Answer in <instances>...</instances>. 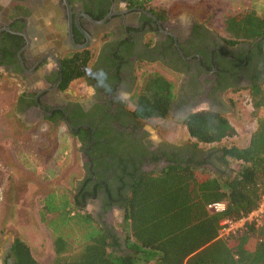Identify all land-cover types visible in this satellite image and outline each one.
<instances>
[{
  "label": "flooded vegetation",
  "instance_id": "obj_1",
  "mask_svg": "<svg viewBox=\"0 0 264 264\" xmlns=\"http://www.w3.org/2000/svg\"><path fill=\"white\" fill-rule=\"evenodd\" d=\"M149 2L0 0V78L23 84L15 112L66 127L85 159L72 197H86L85 209L94 204L88 211L111 230L136 172L157 171L174 160L214 162L211 148L154 137L151 125L134 117L144 66L158 65L177 77L163 119L175 128L197 110L225 115L233 107L229 92L264 83V38L230 43L225 29L217 33L196 11L182 9L186 15L179 17ZM69 27L74 43L93 53L79 78L85 99L61 88L62 59L81 50L71 44ZM14 239L0 264H13Z\"/></svg>",
  "mask_w": 264,
  "mask_h": 264
},
{
  "label": "trees",
  "instance_id": "obj_2",
  "mask_svg": "<svg viewBox=\"0 0 264 264\" xmlns=\"http://www.w3.org/2000/svg\"><path fill=\"white\" fill-rule=\"evenodd\" d=\"M224 29L230 43L264 38V13L229 15ZM92 55L85 48L62 59V89L85 75ZM142 77L132 113L144 122L163 120L176 95L174 82L158 71ZM248 92L252 111L264 108V83H254ZM184 125L193 147L236 135L228 117L211 109L189 113ZM210 153V164L174 160L157 171L134 174L122 196V242L85 209L86 197H72L64 188L48 190L38 214L52 231L50 264H264V228L246 225L227 239L217 238L222 219L250 211L264 194V116L246 145H223ZM232 162L239 168L229 175L221 167ZM220 200H226L223 212L208 210L209 203ZM11 254L13 264H42L19 237Z\"/></svg>",
  "mask_w": 264,
  "mask_h": 264
},
{
  "label": "rangeland",
  "instance_id": "obj_3",
  "mask_svg": "<svg viewBox=\"0 0 264 264\" xmlns=\"http://www.w3.org/2000/svg\"><path fill=\"white\" fill-rule=\"evenodd\" d=\"M149 1L150 5L164 8L172 14L179 13V17L186 15L180 10L192 9L209 20L217 33H224V21L229 15L250 10L258 15L264 13V0ZM152 71H158L172 80L174 85L178 84L176 76L158 65L143 67V75ZM70 89L82 95L81 99L87 96L83 82L79 79L70 84ZM22 90L20 80L12 82L9 78H0V259L12 239L19 237L32 248L33 256L40 263L50 264L54 258L53 236L47 221L39 217L40 202L45 193L54 188L67 189L73 195L75 178L81 173V164L85 159L65 126L54 128L46 121L32 118L28 113L16 114L15 96ZM229 96L233 107L225 115L236 128V135L218 144H200V148L213 149L231 144L244 146L257 119L264 116V108L256 113L252 111L248 90L229 92ZM147 123L151 125L149 129L154 137H164L178 143L192 141L185 125L175 128L163 120ZM238 168L239 163L232 162L227 168L229 175ZM95 207L92 203L87 205L90 211ZM121 216L115 211L112 227L122 242ZM70 231L76 235V229Z\"/></svg>",
  "mask_w": 264,
  "mask_h": 264
},
{
  "label": "built area",
  "instance_id": "obj_4",
  "mask_svg": "<svg viewBox=\"0 0 264 264\" xmlns=\"http://www.w3.org/2000/svg\"><path fill=\"white\" fill-rule=\"evenodd\" d=\"M226 200L214 201L207 205L212 212H223L226 209ZM246 225H254L256 228H264V194L257 205L246 213H242L238 218H224L219 222L218 236L220 239H227L236 234Z\"/></svg>",
  "mask_w": 264,
  "mask_h": 264
},
{
  "label": "water",
  "instance_id": "obj_5",
  "mask_svg": "<svg viewBox=\"0 0 264 264\" xmlns=\"http://www.w3.org/2000/svg\"><path fill=\"white\" fill-rule=\"evenodd\" d=\"M103 21H99L98 23H102ZM69 39L70 42L73 46H75L76 48L82 49L84 47H86L87 44H83V45H76L73 41V37H72V32H71V27H69ZM166 166V165H165ZM164 167V166H163Z\"/></svg>",
  "mask_w": 264,
  "mask_h": 264
},
{
  "label": "crops",
  "instance_id": "obj_6",
  "mask_svg": "<svg viewBox=\"0 0 264 264\" xmlns=\"http://www.w3.org/2000/svg\"><path fill=\"white\" fill-rule=\"evenodd\" d=\"M201 16H202V15H201ZM38 85H39V84L35 85V87H38ZM81 92H82V91H81ZM76 93L78 94V92H76ZM14 107H15V106H14ZM22 114H23V113H22ZM37 120H38V119H37ZM52 127H54V126H52ZM55 127H56V126H55ZM55 127H54V128H55Z\"/></svg>",
  "mask_w": 264,
  "mask_h": 264
}]
</instances>
